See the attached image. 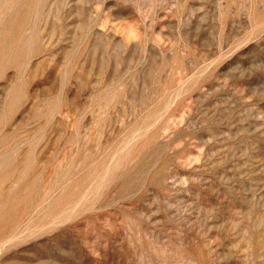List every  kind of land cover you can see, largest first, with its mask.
<instances>
[{
  "label": "rangeland",
  "instance_id": "rangeland-1",
  "mask_svg": "<svg viewBox=\"0 0 264 264\" xmlns=\"http://www.w3.org/2000/svg\"><path fill=\"white\" fill-rule=\"evenodd\" d=\"M0 264H264V0H0Z\"/></svg>",
  "mask_w": 264,
  "mask_h": 264
}]
</instances>
